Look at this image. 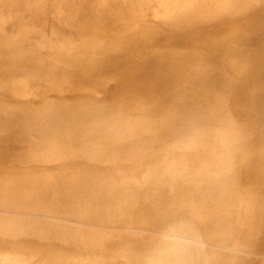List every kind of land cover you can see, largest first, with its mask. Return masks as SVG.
<instances>
[{
  "label": "rangeland",
  "instance_id": "rangeland-1",
  "mask_svg": "<svg viewBox=\"0 0 264 264\" xmlns=\"http://www.w3.org/2000/svg\"><path fill=\"white\" fill-rule=\"evenodd\" d=\"M16 1L19 3V0H0V14L5 16V20L0 17V49L12 50L13 46L19 50L17 53L12 50L10 62L1 66L4 69L0 68V75L3 74L0 76V120L4 117L15 120L20 114L28 118L27 122L53 118L66 130L59 141L32 158L21 159L15 150L28 148L29 138L35 136L13 137L15 140L8 141L4 151H0V258L4 263L77 264L75 253L88 249L80 242L81 235L79 238L75 235L76 227L83 228L82 232L96 234L102 244L100 253L87 254L83 263H96L105 257H110V264H253V258H256V264L260 259L264 260V251L259 254L253 249L258 242L264 246V173L258 177L260 174L253 169L249 179L241 180L239 176L242 163L249 161L253 166V161L264 156V106L247 119L234 115L229 96L238 86L248 83L254 74L239 73L228 63L230 54L235 51L243 50V55L253 52V48H241L230 38L236 35L246 40L249 35L247 23L256 21L264 6L239 21L231 33L226 31L220 36L205 33L202 27L199 31L198 28L192 30L194 34L186 27L188 21L197 17L195 8L189 5L191 0H181L182 4L177 0L180 5L175 0H168L169 3L166 0L139 1L130 11L134 19L140 20L141 28L148 29V25L157 23L158 30L163 33L170 31L167 27L174 29L171 30L173 34L179 35L174 38L173 51L187 42L204 44L201 48L216 43L212 55L202 65L191 67L199 69L193 78L197 85L194 91H206L199 100L197 111L190 116L177 113L181 107L176 104L177 99L185 96V88L180 87L183 72L145 80L133 78L121 70L109 72L105 63H98L99 68L96 65L84 75L80 69L75 80H71L63 66L47 64L55 57L64 61L73 55L82 63L81 67H86L88 56L77 47L84 44L83 49L98 42L96 37L93 40L90 37L89 43L70 45L69 49L73 50V46L74 51L67 47L66 52L67 49H59L60 40L53 39L61 36L57 33L60 25L47 23L56 18L70 20L69 36L79 30L88 35L96 29L103 35V40H99L107 41H99V46L110 50L115 45L114 28L119 29L122 26L119 24L124 21L119 19L130 15L127 10L120 12L126 0L113 1L118 3L117 11L111 13L113 19L97 8L104 6L105 0H33V4L23 0L25 4L21 5ZM109 6L103 10H108ZM182 6L192 9L186 7L185 10ZM20 8L23 9L20 11ZM150 14L155 16L150 17ZM97 15L99 20H96ZM125 23L124 33L133 27L130 22ZM183 31L190 34L185 37ZM54 32L57 35H52ZM130 32L133 30L127 33ZM48 36H54L52 41ZM45 39L56 48L51 43L45 49L44 45L48 43ZM127 39L130 40L128 35ZM122 55L125 57L124 53ZM143 57L145 55L141 53L140 59ZM129 64L128 61L126 66ZM211 67L219 69L228 84H219V75L207 71ZM262 83L264 80L259 85ZM215 87V96L209 100L208 92ZM120 89L123 90L121 94ZM102 113L110 119L99 130L94 123L85 127L78 123L92 121ZM53 121L48 120L46 124L53 126L56 124ZM12 127L14 130L17 125ZM11 156L19 163L10 161ZM209 177L221 180L222 185L211 197L199 188ZM172 184H181V189L171 193L173 208L180 206L178 204L185 197L196 199L191 202L198 208L184 218L169 213L155 219L161 211L153 203ZM191 185L192 189H188ZM162 203L160 201L159 206ZM87 204L97 205L95 211L81 213L80 209ZM68 213L81 214L87 221L97 222V226L78 225ZM7 221H12L15 233L4 239L6 230L3 226ZM70 229L74 230L68 232ZM64 236L68 239H63Z\"/></svg>",
  "mask_w": 264,
  "mask_h": 264
},
{
  "label": "bare ground",
  "instance_id": "bare-ground-1",
  "mask_svg": "<svg viewBox=\"0 0 264 264\" xmlns=\"http://www.w3.org/2000/svg\"><path fill=\"white\" fill-rule=\"evenodd\" d=\"M24 1L19 0V3L21 2L20 5L25 4ZM29 1H31L30 3L33 4V2H32L33 0H29ZM113 1L114 0H105L104 6L97 7L101 10L100 11L101 13H103L107 18H110V19H113L112 14H114V12H116L118 9V3L116 1L115 2H113ZM139 1H142V3H145L146 0H126V1H124L122 3V7L120 8V12L126 11V10L129 12L132 11L134 9L136 3ZM147 1L149 3H151L150 0H147ZM153 1H155V0H153ZM160 1H159V3H160ZM166 1H168V0H166ZM170 1H172V0H170ZM175 1H177V0H175ZM183 1H185V0H183ZM183 1L181 2V0H180V2H181L180 4H182ZM186 1H188V0H186ZM191 1L193 3H194V1H196V2L192 5V4H190V3H192ZM191 1H190L189 5H191L193 8H195V12H197V17L196 18L194 17L192 19L189 18L191 20L187 22L186 27L188 29H190V31H192V30L194 31V29L196 31V28H198V31H199V27L200 28L202 27L205 30V33L207 32V33L217 35V36L222 35L224 32L226 33V31L227 32L229 31L228 33H231L239 21L244 20L248 15L255 12L256 10H260L264 6V0H198V2H197V0H194V1L191 0ZM26 3H29V2H27V0H26ZM155 3H156V1H155ZM168 3H169V1H168ZM173 3H174V1H173ZM178 3H179V1H177V5H180ZM12 4H13V2H12ZM153 4H154V2H153ZM161 4L163 5V2ZM8 5H10V4H8ZM17 5H14V6L16 7ZM106 5H110L109 9L103 10ZM154 6H155V4H154ZM191 6H190V8H191ZM5 7H6V5H5ZM15 7H13V8H15ZM18 7H17V9H18ZM22 7H23V5H22ZM186 7L187 6H185V8H184L182 6L181 8H184L185 10H187ZM187 8H188V10L192 9V8L189 9V6ZM8 9H6V13H7ZM21 9H23V8H20L19 10L21 11ZM14 11H15V9L13 10V12ZM181 11H182V9H181ZM192 11H194V10H192ZM131 13L133 14V12H130L129 17L127 16L128 18L126 17L125 19H122V18L119 19L120 21L124 20L123 21L124 24H126L125 21L127 23L130 22V24H132L133 27H130L131 29L128 28L130 26V24L127 26L128 29L125 30L126 33H124L125 28H123L124 26L126 27V25H123V23L119 24L120 21L118 20L119 26L122 25L118 29L116 27V26H118L116 23L117 21L115 22V25H116L115 27L118 30L115 31L116 28H114V32L112 33V35H113V41H115V45H113L112 48H110V50H108L107 48L106 49L101 48L102 45L99 46L100 42H102L99 39L103 40L101 38L103 35H101V33L96 29L92 30L91 33L88 35H86L83 30H79L78 32H75V35L69 36V35H67V31L69 28L70 20L61 21L59 18H56L54 21H52V22H56L53 24H51L52 22L50 21V23H47V25H60L59 26L60 29H58L59 31L57 30V33H60L61 36H58V37L55 36V35H57L55 33L56 32L55 31L54 32L55 34L54 33L52 34L55 37L54 36H52V37L48 36L47 37V38L50 37L51 41H52L51 38H53V37H54L53 38L54 40H56L58 38L60 40V43H61L60 44L61 48H59V49L66 51L67 47L69 49L70 45H73L74 47H76L75 44H77V46L79 45V43L83 44L90 37H92V40H93V37H96L98 42L91 44L90 46L88 45L87 48H83V49H82V46H84V44L82 46L79 45L80 47H77V48H80L79 50L81 52H84V54L86 53L88 56V58L86 59V60H88V65L86 67H81L82 63L78 60V58L76 56H73V55L72 56L69 55V57H67L64 61H62L63 59L60 60L59 57H55L50 62H48L47 64L49 66H50V64L51 65L58 64L61 67L63 66V68L65 69V71L67 73L66 76L68 75L69 79H71V80L72 79L75 80V78H76L75 74L78 72V70L82 69V75L87 74V73L89 74L88 69L95 67L98 63H105V65H107V67L109 68V70H108L109 72L112 70H115V72H116V70H118V71L121 70V71L125 72V74L131 75V77H133V78L138 77L139 79H145V80L153 79V78H156L158 76H162V75L167 74V73L183 72V74H182L183 75L182 76L183 77L182 78L183 84H181L180 87L185 88V96L182 99H177V103L175 102L176 104L181 106L177 110V113L179 115H190V116H192L197 111L196 108L199 104V100L204 96L203 92H205L206 89H204L203 91L201 89L200 92L194 91V89L197 87V85H195L196 80H193V78L196 76V74H197L196 71L199 69H191V67L202 65L212 55L216 43L213 46H210L209 48H208V46L206 48H201V46H204V44H202L200 46V45H196L195 42H187L186 45H185V43L183 44L185 46L177 48L176 51H173L175 49L172 50L171 47H172V44L174 42L175 36L179 35L177 33V31H176L177 35H175L171 31L174 29H172L171 27H167V28H169L170 31H168V33H163V32L158 30V29H160V27L157 25V23L155 24V26H149L148 25L147 28L150 27L148 29H144V27H142L143 28L142 29L140 27V22H139L140 20H138L136 18H135L136 19L135 20L134 16L133 17L131 16ZM179 13H180V10H179ZM186 13H187V11H186ZM189 13H191V12L189 11ZM189 13H187V14H189ZM192 14H194V12H192ZM175 15L178 16V14H175ZM8 16H6V17H8ZM130 16L132 17L133 23H131L132 20H130V18H131ZM144 16H145V14H144ZM152 16H155V14ZM152 16L150 14V17H152ZM0 17H2V14H0ZM3 17H5V16H3ZM179 17H182V16H180V14H179ZM191 17H193V16H191ZM8 18H10V17H8ZM144 18H146V17H144ZM144 18H142V21ZM155 18H154V20H155ZM161 18L162 17H160V19ZM172 18H173V16L171 17V19ZM182 18H184V17H182ZM3 19L5 20V18H3ZM99 19H100V16L97 15L96 20H99ZM147 19H145V20L147 21ZM169 19H168V21H169ZM134 20L136 22H134ZM149 20H150V18H149ZM146 21H145V23H146ZM150 21L152 22V19ZM169 22H172V21H169ZM158 23H159V25H161L160 23H162V22L159 21ZM149 24H151V23H149ZM167 24H169V23H167ZM247 26H248L249 35L246 37V40H244L243 38H240L236 35L231 36L230 40L233 42H237L238 46H240L241 48H253V52L249 55H243L242 54L243 50L235 51V52L230 54L231 59L228 62L229 66L231 68H235L239 73L242 72V74H244L246 72V74H249V73H252L251 75L254 74L253 76H251L252 79L248 83H246L242 86H238L236 91L232 92V94L229 96V103L232 105L234 115L238 116V118H240V119H247L251 116V114L252 115L257 114L258 112L261 111L262 107L264 106V83H262V85H259L260 82H262V80H264V70L261 69L262 67H264V7L262 9L261 16L256 21H251V22L247 23ZM145 27H146V24H145ZM130 30H133V32L127 33ZM180 30L182 31V29H180ZM204 30H202V31L204 32ZM178 32H180V31H178ZM184 32L185 31H183V33ZM186 33H184L185 37H186V35L190 34V33H187V34ZM198 34H200V33L198 32ZM126 35L129 36V38H130L129 41H128V39L126 40ZM181 36L183 37V35H181ZM182 37H180V38L182 39ZM45 40H47L48 43H45L44 48L48 49V46L51 45L52 42L49 41L48 39H45ZM92 40H90V43H92ZM186 40H187V38H186ZM188 40L190 41V39H188ZM195 40H196V38H195ZM105 41H103V42H105ZM93 42H95V41H93ZM210 42H212V41H210ZM6 45H7V43H6ZM2 46L4 47V45H2ZM51 46L54 47L55 44L53 45V43H52ZM73 46H72L73 50L71 49L72 51H74ZM105 46H106V44H105ZM173 46H174V44H173ZM11 48L13 51L18 49V48H13V46ZM54 48H56V46ZM54 48H53V50H54ZM40 49H42V48H39V50ZM59 49H57V50H59ZM68 49L66 52H68ZM12 50L9 48L7 50L2 51V49H0V68L1 69H4L1 66H6L10 62L9 56H10V53L12 52ZM17 51H19V50H16V53H17ZM27 52H29V51H27ZM58 52H60V51H58ZM47 53H49V52H47ZM47 53L45 55H48ZM62 53L65 54V52H62ZM72 53H74V52H72ZM123 53H124L125 57H122ZM141 53L143 55H145V58L143 57L144 59H140ZM12 54H13V52H12ZM23 55H25V54L23 53ZM27 55H28V53H27ZM38 55H39V53H38ZM12 57H13V55H12ZM28 57H29V55H28ZM32 58L35 59L34 55ZM45 58L46 57H44V59ZM57 58L59 59L58 61H57ZM40 59H39V61H41ZM12 61H13V59H12ZM128 61L130 64L128 66H126L128 64ZM44 64L45 63H43L42 65H44ZM45 66H47V65H45ZM97 66L99 68L100 65H97ZM40 67H43V66H40ZM47 68H49V67H47ZM257 68H260V69H258V71H256ZM1 69H0V71H1ZM50 69H49V71H50ZM31 71H32V69H31ZM207 71L211 74L216 73V75H219V77L221 78V81L219 82V84L220 83L223 84V82L228 84V81H226L225 79L222 78L219 69H215V68L211 67V68L207 69ZM25 72H26V70H25ZM104 72L106 73L107 71L105 70ZM11 74H13V73L11 72ZM29 74H30V72H29ZM42 74H44V73H42ZM42 74H41V76H42ZM2 75H0V76H2ZM9 75H10V73H9ZM61 75H62V73H61ZM82 75L79 77H82ZM17 76H18V72H17ZM30 76H32V75H30ZM49 76L51 77V75H49ZM53 76H55V75H53ZM57 76H58V74H57ZM89 76H91V75H89ZM101 76L104 77V74L103 75L101 74ZM20 77H22V76H20ZM27 77H28V75H27ZM94 77H96V76H94ZM98 77H99V75H98ZM105 77H107V76L105 75ZM128 77H130V76H128ZM9 78H10V76H9ZM55 78H56V76H55ZM58 79H54V81L58 80ZM86 79H87V77H86ZM21 80H23V77ZM60 80L62 81V79H60ZM6 81H7V79H6ZM6 81H1V82H6ZM10 81L13 82V79ZM54 81H53V84H54ZM82 81H84V79H82ZM12 82H11V84H12ZM113 82H114V80H113ZM127 82H128V84L130 83L128 80H127ZM11 84H9V85H11ZM28 84H29V82H28ZM119 84H121V83H119ZM20 85H22V84H20ZM59 85H60V83H59ZM123 85H125V84H123ZM148 85H150V84H148ZM3 86H2V88H3ZM118 86H120V85H118ZM217 87L211 89L208 92L207 97L209 100H211V98L213 96H215L214 90ZM99 88H102V87H99ZM6 89L8 91V88H6ZM6 89H4V90H6ZM10 89H11V87H10ZM118 89H116V90H118ZM0 90H1V88H0ZM25 91H26V89H25ZM122 91L123 90H121L120 94L122 93ZM13 94H15V93H13ZM3 95H5V94H3ZM118 95H119V92H118ZM13 96H15V95H13ZM83 108H87V106H84ZM107 117H108V115H106L105 113H102L99 117H97L96 119H94L92 121L83 122L84 120L83 121L81 120V122L79 121L78 123L82 124L81 125L82 127H85L86 125H88L90 123H94L95 128H98V130H99L100 127L107 125L109 123L108 119H110V118H107ZM27 120H28V118H26L23 114H20L15 120L10 119L8 117H4L0 120V151H4L3 147L5 146V144L8 141L15 140L13 137H19L22 139V138L27 137V136H35V137L29 138V140H28L29 147L28 148H17L15 150V154L20 155L21 159L28 158V157L32 158V157H35L37 154H39L42 151V149H44L45 147H48V146L52 145L53 143H55L56 141H59L62 138V134L64 133L63 131L66 130L65 126L62 123L53 121V118H41V119L37 118L31 122H27ZM48 120H51L56 124L53 126H48L46 124ZM13 125H17V127L14 130L12 127ZM38 133L40 135L36 136V134H38ZM263 158H264V156L260 155L258 158V161H253V163H254L253 166H252V162L250 163L249 161H246V163H242V165L240 166V169H239V176H240L241 180H244L246 178L249 179V177L253 173V169L258 171V174H260L258 177H260L264 173V159ZM9 160L12 161L14 164L19 163L18 159H15L12 156H11V159H9ZM180 185L181 184H179V185L178 184H172L171 186H169L167 188V190L162 195H160L158 197L157 201L155 203H153L154 206H157V210L161 211V212H158L155 219H161L162 217L167 216L169 213H174V215L176 217H183L184 218V217H187L190 214V212H192L198 208V207L194 206V202H191V201H194L196 199L186 198V197L181 201L180 204H178L180 206L173 208L174 205L171 202L170 196H171V193L173 191L178 190V188L181 189ZM221 187H222L221 180L217 179L216 177H212V178L209 177L205 180V182L199 188H200L201 192H204V194L206 196L211 197V195L217 189L219 190ZM188 189H192V185L190 187H188ZM155 191L156 190L153 189V192H155ZM142 195H143V193H142ZM236 195H237V193L235 194V201L237 200ZM160 201H161V203L163 202L162 203L163 205L162 206L160 205L161 207L159 206ZM96 206L97 205H95V204H87L83 208H81L80 211H81V213H85L88 211H95ZM146 211L148 213V210H146ZM158 215H160V216H158ZM69 216L71 217L70 218L71 220L75 221V223H77V224L79 223L78 225H86L87 224L91 228H94L95 226H97L96 225L97 222L87 221L86 219H84L81 216V214H79V215L69 214ZM263 219H264V213H263ZM10 222H12V221H7L5 223V225L3 226V229L6 230L4 232V239H8V238L12 237L15 233V229L13 228V223H10ZM60 222H63V221H60ZM1 230H2V226L0 225V231ZM73 230L74 229H70L67 231L71 232ZM82 230H83V228L76 227V230L74 233L78 238L81 235L80 242H82L83 247H86V249H88V250H81L80 252L75 253L74 260L77 262V264H110V262H111L110 257H105L103 260L96 262V263H83L84 258H86L87 254H90V253L99 254L101 251V248H102V244L97 239L96 234L90 233V232L85 233V232H82ZM90 231L94 232L92 229H90ZM63 239H68V236H64ZM253 249H254L255 253L262 254V252L264 251V246L261 245V242H258L254 246ZM256 257H257V255H256ZM255 259L256 258H253V264H254ZM0 264H5L3 259H1V258H0ZM256 264H264V260L260 259V261Z\"/></svg>",
  "mask_w": 264,
  "mask_h": 264
}]
</instances>
